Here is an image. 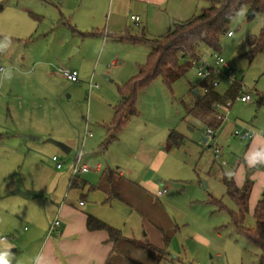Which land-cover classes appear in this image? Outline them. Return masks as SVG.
Here are the masks:
<instances>
[{
	"label": "rangeland",
	"instance_id": "1",
	"mask_svg": "<svg viewBox=\"0 0 264 264\" xmlns=\"http://www.w3.org/2000/svg\"><path fill=\"white\" fill-rule=\"evenodd\" d=\"M127 1L112 0L110 9L111 0H97L95 8L91 6L90 0H84L81 7L75 9V15L83 18L81 32L84 36L77 34L72 38L86 43L84 55L74 53L76 46L71 48L70 42L65 50L60 45L69 31L57 21L60 18L59 0H0L4 5L0 12V157L5 159L0 163V237L4 236V240L0 239V254H9L7 249L13 247L15 237L23 234L29 226L28 221L21 216V211L31 209L35 201L47 198L53 184L56 188L67 184L76 150H82L83 161L89 162L88 169L97 162L106 166L108 159L112 160L116 155L120 160L128 158L125 156L127 154L137 160V164H134L138 168L139 164L149 165L150 156L155 155L162 144H166L167 149L164 145L162 147L163 157L154 166L156 170L152 180L169 190L159 199L161 203L165 201V210L175 228L169 235L164 247L166 253L159 264H257L259 248L244 231L234 228L231 222L229 212H236L237 205L227 194L223 179H232L238 187L250 184L242 226L253 228L255 205L264 197V167L259 163L257 151L247 149L248 140L240 139L230 132L240 127H250L255 131L264 128V102L257 103L258 96L264 92V49L253 57L249 53L264 24V15L242 6L229 23L232 34L220 36L218 52L241 81V91L251 96L245 102L235 100L226 118L215 128L219 135L215 143L220 147L222 157H215L209 143L202 140L206 127L214 119L213 112L201 114L198 110L190 111L197 101L192 86L201 93L203 82L196 75L194 66L176 78L170 87L157 77L139 89L135 103L138 115L131 117L127 130L118 134L119 141L113 142L106 150L99 148L104 130L96 122L106 118L103 112L108 110L112 102L108 93L117 95L116 84L122 83L112 81L111 60L120 54L123 60L139 57L144 62L148 44L112 38L102 44L98 37L88 32L95 29L106 31L108 19L110 26H113V10L118 6L119 14L115 19L119 26H123L126 18L129 30L144 28L146 35L151 36L147 34L140 16L138 23L130 20L133 11L129 9ZM207 5L205 0H193L192 13L186 18L197 14ZM165 12L168 16V11ZM172 20L168 18V29ZM168 29L165 27L159 33H165ZM18 36L26 37L17 40ZM46 53L50 54L49 72L52 73L48 83L38 85L30 79L18 78L16 71L23 66V58ZM205 55L206 62L212 63L209 52ZM72 64L80 68L78 78L81 80L77 82L79 86L72 91L73 94L65 88L66 83L58 71L59 67ZM29 65L27 62L25 66ZM84 73L87 78L82 83L81 76ZM3 75H6L4 82L1 81ZM223 87H226L224 81L218 88ZM20 96L28 109L33 110L30 112L33 117H24L27 115L24 110L22 116H17L14 110L10 116L7 115L6 106L18 103ZM64 103H70L72 107L68 111V118L73 125L72 136L75 138L68 152L46 142L47 138L57 139L45 135L41 140H22L24 147L19 146L17 153L12 152L9 144L18 133L14 125L29 124L36 120L39 130H47L49 126L44 124L43 118L56 115L58 110L61 113ZM38 109L41 112H37ZM37 114L41 116L35 117ZM84 131L91 132L92 136L86 138L81 147ZM172 131L182 137L183 141L178 147L166 140L167 134ZM114 148L117 150L115 153ZM52 155L63 162L61 168L55 167L51 161ZM118 161H111L109 164L112 165L109 166L115 168L120 164ZM14 182L31 192L30 197L23 198L21 194L12 193L15 188L23 191L18 187L10 188ZM160 182L164 185H160ZM11 199H17V202ZM137 233L141 234L142 229L137 230ZM138 238V244L145 249L144 245L149 241L145 236L139 235ZM23 256L27 259L26 255Z\"/></svg>",
	"mask_w": 264,
	"mask_h": 264
},
{
	"label": "crops",
	"instance_id": "2",
	"mask_svg": "<svg viewBox=\"0 0 264 264\" xmlns=\"http://www.w3.org/2000/svg\"><path fill=\"white\" fill-rule=\"evenodd\" d=\"M83 1L84 0H59L58 7L60 18L57 21L58 24L65 26L69 31V33L66 34V39L60 42V45L64 47L63 50H65V47L70 42L71 48L74 45L76 46L74 53H82L85 55L86 43L78 42L72 38V36L77 34L82 37L84 36L81 32L83 31V18L75 15V9L81 7ZM90 1L91 6L95 8L97 0ZM127 2L129 4V9L133 11L130 15L140 16L148 31L147 34L151 36L146 35L144 28L137 31L129 30L126 18L124 19L123 26H119L117 19H115L119 14L117 10L118 6L113 10L114 21L111 24L113 26H110V20L108 19L106 31L104 29L101 31L95 29L92 33H88H91V36L98 37L102 44L106 43L108 38L117 41L137 43L130 40H120L114 37V35L124 34V32L137 35L143 32L147 37L160 36L164 34L159 33L161 29L165 27L168 29L169 17L174 19L171 22V26L173 22L188 19L186 18L188 17L187 15H191L192 13L191 2L193 4V0H128ZM111 6L112 0L110 2V9L112 8ZM165 11H168V16ZM44 33L46 32H42V34ZM25 37L26 36H18L17 40ZM138 42L148 44L147 56L151 48V46H149L150 44L144 41ZM49 55V53H46L44 55H37L36 57L31 56L29 59L26 57L23 58V66L19 71H16L18 78L30 79L33 84L37 83L38 85H42V82L48 83L50 78H52V73L49 72V61H51ZM116 55L117 56L111 60L113 64V68L110 69L113 77L112 81L124 82L130 76H133L136 68L138 69V66L143 63V60L139 57L123 60L120 54ZM27 62L30 63L29 66H25ZM68 63L70 64V62ZM65 68L76 70L78 77H80L79 67L72 64ZM86 75V73L82 74V83H85L83 81L87 78ZM60 78L66 83L65 88L67 87L71 92L78 89L79 84L77 82H71L62 75ZM5 80L6 75H3L1 81L4 82ZM218 87L217 90L223 93L225 87L222 89ZM108 94L112 102H110V105L107 107L108 110L103 112V116L106 118H100L101 120L96 122L98 126L104 130V137L99 148L106 150L113 142L119 141L118 134L125 132L123 130H127L131 119L130 117L126 124L115 133L114 139L106 145H103L107 135L105 125L111 120L114 112V105L119 98L118 94ZM74 95L77 97V94ZM18 99H20V101L13 106L10 107L9 104L6 106L7 115L10 116V113L14 110L17 116H22L24 110L27 112V115L24 117H33V114L30 113L33 110L28 109V105L21 101L22 96ZM111 107H113V109H111ZM71 108L70 103H64L63 108L60 109L61 113L58 110L56 115L43 118L45 119V121L43 120L44 124L49 126L47 130H39L36 120L30 121L29 124L22 125L18 123L14 125L13 127L17 129L16 131H18V133L15 135V139H12L11 144H9L12 152L15 151V153H17L19 146L24 147L25 145L22 140L26 138L21 136V132L31 133L33 135L37 134L39 135V140L42 139L41 137L43 135L47 137L52 136L58 141L66 143L65 145L68 146L70 150L71 143L75 141V138L72 136L74 134V128L68 118V114L70 113L68 111ZM37 112H41L40 109H38ZM45 115H50V113H46ZM1 116L0 114V121ZM39 116H41V114L35 115V117ZM245 128L253 129L250 127ZM260 131L257 130V132ZM88 132L89 131H84L81 138L82 141L80 142L81 147H83L86 138L92 136V133L88 135ZM230 133L232 134V131ZM257 135V137H252L248 140L247 149L257 151L259 163L264 167V136L261 134ZM203 138L204 135L202 140ZM218 138L219 135L216 134V139ZM47 139H45V141L49 142ZM166 140H168V134ZM182 141L181 138V142ZM180 143L176 145V147H178ZM163 145L164 144L161 145V148L157 149L155 155L150 156L149 165L139 164L137 168V166H135L137 160L129 156V154L125 155L128 158L122 157L124 161L120 160V157L116 155L113 159L116 161L119 160L118 163L120 164L115 168L109 166L112 165L109 163L114 161L113 159H108L106 166L97 162L93 164V166H90V169L86 172L75 175V181L72 184H70L72 178L70 174V165L66 185L63 186L62 184V187L59 186V188H56L55 184H53L54 187H51V194H49L47 198H41V201H35V203H33L31 209L26 208L21 211V216L28 221L29 226L28 228L24 227L25 232L23 234L15 237L13 247L7 249L9 256L6 258L9 259L10 264H21L22 262L23 264H159L160 261L156 262L155 259L138 244V242H140L138 237L139 235L145 236L152 245L155 244L154 246L156 247L164 248L169 241L171 231L175 228L165 210V201L161 203L159 199V197L166 195L169 190L164 194L157 195L156 189L162 186H158V182L152 180L153 172L156 170L154 166L157 165L159 158H162L164 154L162 150ZM164 148L167 149L166 144ZM113 150L114 153L117 151L115 148ZM220 157H222L221 152ZM4 161V157H0V163ZM85 163L89 164L88 161ZM161 184H163V182H160V185ZM14 187L21 188L23 191H26V193L28 192V190L20 186L18 182L10 184V188ZM13 191L12 193H15ZM30 195L31 192H28V196H22L23 198H28ZM11 200L17 202V199ZM88 216H92L117 229L120 232V238L117 240H110L106 230L88 229L86 227ZM54 219H58L59 224L50 234H47V230ZM141 229L142 233H137V230L139 231ZM23 255H26L27 259H25L26 257Z\"/></svg>",
	"mask_w": 264,
	"mask_h": 264
},
{
	"label": "trees",
	"instance_id": "3",
	"mask_svg": "<svg viewBox=\"0 0 264 264\" xmlns=\"http://www.w3.org/2000/svg\"><path fill=\"white\" fill-rule=\"evenodd\" d=\"M208 5L203 7L197 14L192 15L186 20L173 22L171 28L164 34L157 37H147L143 32L137 35H131L128 32L124 34H115L120 40H130L133 42L144 41L150 44L151 48L145 61L138 66L137 72L125 82L116 84V91L119 96L114 105V112L111 120L105 125L106 138L103 145H106L115 138L117 133L132 116L138 115L135 107L137 91L145 87L153 79L159 77L166 86L184 73L191 66V60H199L207 51H219L220 36L227 33L229 23L238 9L247 6L253 13H262L264 15V0H205ZM3 4L0 3V9ZM93 32V31H92ZM91 32V33H92ZM90 33V34H91ZM84 34V33H83ZM87 34V33H85ZM264 49V24L260 28L257 38L252 44L250 57ZM202 87L207 86L208 91L200 93L198 90L197 101L190 111L198 110L201 114L213 112V104L216 101L226 99L234 100L240 88L239 81L233 82L225 87L223 93L217 88L211 86L206 80H203ZM195 86H192L194 89ZM264 102V92L258 96L257 103ZM208 113V114H209ZM220 123L214 119L209 122V126L216 128ZM181 136L172 131L168 134V142L178 145L181 142ZM75 177H72L70 184L74 183ZM227 194L235 201L237 211H230L231 222L234 228L242 230L259 248V257L257 264H264V197L257 201L254 208L255 225L253 228H244L242 226L244 212L247 209V198L250 192V184L236 186L232 179H223ZM218 203V200H213ZM86 227L90 230L104 229L108 232L110 240L120 238V232L112 226L88 216ZM167 241V240H165ZM146 252L159 262L165 252L164 248L156 247L151 243L144 245Z\"/></svg>",
	"mask_w": 264,
	"mask_h": 264
},
{
	"label": "built area",
	"instance_id": "4",
	"mask_svg": "<svg viewBox=\"0 0 264 264\" xmlns=\"http://www.w3.org/2000/svg\"><path fill=\"white\" fill-rule=\"evenodd\" d=\"M130 19L136 23L139 22V17L137 15H130ZM232 32L228 31L227 35H231ZM206 54V53H205ZM203 55L199 60H191V66H194L196 69V75L203 80H206L211 86L214 88H217L222 81L225 82L226 86L228 87L235 81H239L240 88L235 96L234 100H239L241 102H245L251 99V96L247 92L241 91L242 84L241 81L237 79L233 69L227 64L224 57L217 51L209 52V55L212 57L213 62L208 63L206 62V55ZM59 73L66 78L67 80L71 82H78V73L74 69H68L65 67H59L58 68ZM208 91V87L201 86V93H205ZM200 92V91H199ZM230 98L226 99L224 101H216L213 104V112L216 120L221 123L226 118V113L228 112L230 106L232 105L233 101ZM232 134L237 136L240 139L243 140H249L252 137H254L257 134H261L264 136V128L257 132L253 129L240 127L235 128L232 131ZM88 135H91V132H88ZM216 141V131L215 128L211 126H207L204 132V142L209 143V147L212 148L213 155L215 157H220V147L218 144L215 143ZM211 142H214L211 144ZM83 152L81 149H78L74 152L72 163H71V176L74 177L75 175L79 173L86 172L88 170V165L82 161ZM51 161L54 162L55 167L57 169L61 168L63 166V162L58 159L56 155L51 156ZM167 192V187L163 186L161 188L156 189V194L161 195ZM59 224L58 219H54V221L51 223L47 230V234H50L53 229ZM0 239H4V236H2Z\"/></svg>",
	"mask_w": 264,
	"mask_h": 264
},
{
	"label": "water",
	"instance_id": "5",
	"mask_svg": "<svg viewBox=\"0 0 264 264\" xmlns=\"http://www.w3.org/2000/svg\"><path fill=\"white\" fill-rule=\"evenodd\" d=\"M193 92L194 94L198 95V90L197 88H194L193 89ZM22 137H25L26 139L28 140H39V136H36V135H33V134H21ZM49 142L53 143L54 145L58 146L61 150L65 151V152H68L69 151V147L66 146L63 142L61 141H58V140H54V139H51V138H48L47 139ZM204 140V138H203ZM15 193H19L21 195H25V196H28V193H25L19 189H14Z\"/></svg>",
	"mask_w": 264,
	"mask_h": 264
},
{
	"label": "clouds",
	"instance_id": "6",
	"mask_svg": "<svg viewBox=\"0 0 264 264\" xmlns=\"http://www.w3.org/2000/svg\"><path fill=\"white\" fill-rule=\"evenodd\" d=\"M8 256H9L8 253L0 254V264H10L9 259L6 258Z\"/></svg>",
	"mask_w": 264,
	"mask_h": 264
}]
</instances>
